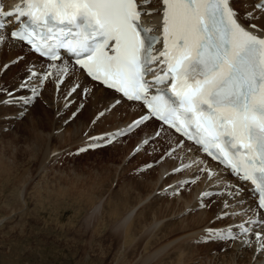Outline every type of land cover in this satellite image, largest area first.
Here are the masks:
<instances>
[{
	"label": "snow or ice",
	"instance_id": "snow-or-ice-1",
	"mask_svg": "<svg viewBox=\"0 0 264 264\" xmlns=\"http://www.w3.org/2000/svg\"><path fill=\"white\" fill-rule=\"evenodd\" d=\"M255 7L264 9V2ZM155 13L162 18L160 34L141 20ZM0 17H14L11 22L0 19V30L18 24L12 28L11 38L26 42L49 61L42 72L29 70L26 80L17 86L31 88L30 97L17 98L14 91L0 88V105L32 104L54 72L59 89L66 75L82 71L118 94L109 107L126 98L142 102L145 114L126 128L90 137L78 152L99 148L101 142L111 144L155 118L202 148L240 182H250L258 195L257 207L264 210V29L258 33L257 25L251 23L252 12L240 15L233 0H159L158 6L153 0H21L9 11L0 5ZM245 19L248 26L242 22ZM3 41L5 36L0 35ZM159 43L162 49L157 50ZM77 89L89 92L74 84L68 95ZM104 114L101 111L99 116ZM143 143L147 145L149 140ZM187 167L190 165L174 168L173 173ZM195 182V178L185 179L169 189L178 195ZM221 187L225 190L216 194L229 198L244 192L230 182ZM212 195V191H204L200 201ZM230 208L224 200L217 219L244 214ZM252 225H259L260 230ZM201 239L239 240L242 247L255 242L264 252V216L206 228Z\"/></svg>",
	"mask_w": 264,
	"mask_h": 264
},
{
	"label": "rangeland",
	"instance_id": "rangeland-1",
	"mask_svg": "<svg viewBox=\"0 0 264 264\" xmlns=\"http://www.w3.org/2000/svg\"><path fill=\"white\" fill-rule=\"evenodd\" d=\"M242 1L237 0V3ZM18 56H26L20 60L21 64L16 62ZM30 57L26 51L5 56L3 69L0 70V88L11 90L14 85L18 88L15 79H21L17 77L29 70L34 71L26 69L27 64L35 62ZM11 60L16 64L9 66ZM5 66H9L8 69ZM73 83L77 82L72 81L69 87ZM42 91L43 88L40 93L42 96L37 101L39 110H34L33 106L23 112L19 111L21 113L8 109L0 115V151L12 167L9 174L0 173V264H136L137 256L129 254L131 251L122 246V238L117 235L119 232H115L112 222L133 206L137 207L136 215L174 199L171 198L174 197L171 192L162 196L157 192L151 193L149 181L155 174L154 170L159 171V166L153 168V172L149 170L145 175L142 174L146 170L143 164L163 151L155 153L158 147L162 148V143H158L159 146L153 150H147L144 155L136 156L134 147L133 152L129 147L137 142L139 134L113 147L78 152V149L86 146L84 141L88 136L105 131H97V126L93 125L102 117L99 113L103 111V106L90 123L85 119L73 122L69 114L74 106L76 109L79 107L80 102L71 106V102L69 104L65 98L67 92L59 95L60 91L54 82L47 83ZM66 105L70 107L66 109L67 112L64 110ZM42 107L48 111L56 107L58 111L55 117L61 119L53 123L51 131L39 128L45 139L36 141L37 132L30 131L29 126L39 118L47 120L45 114L39 113ZM71 123L72 129H82L80 135H83L80 138L69 129ZM46 141L49 144V155L41 163L42 150L36 157L32 147L34 143L39 146ZM187 188L184 193L191 191L192 186ZM208 202L209 205H216L218 199ZM197 214L198 209L191 208V211L182 214L177 220L173 218L170 221L181 220L187 223ZM159 226L160 223L157 228ZM198 244L195 247L199 249L195 253L199 256L189 264H214L215 256L220 263L223 260L229 263L225 253L235 248L233 245L227 247L225 244L228 243L212 246L208 253L214 256L211 258L203 254L205 248ZM137 248L141 252L142 247L137 245Z\"/></svg>",
	"mask_w": 264,
	"mask_h": 264
},
{
	"label": "bare ground",
	"instance_id": "bare-ground-1",
	"mask_svg": "<svg viewBox=\"0 0 264 264\" xmlns=\"http://www.w3.org/2000/svg\"><path fill=\"white\" fill-rule=\"evenodd\" d=\"M235 1H236L235 8L239 10L240 15L243 16L246 12H252L253 19L251 20V23H256L258 25V28H257L258 32L261 29H264V11L257 9L255 7V2L253 0H243L242 2H238V3H237V0ZM243 22L246 25H248L247 19H245ZM1 33L2 32H0V34ZM25 48L26 47L21 42L12 40L8 36H6L5 41L0 42V70L2 71L3 69V62H5L4 58L6 55L8 54L14 55L17 52H19L21 49H25ZM33 56L36 57L35 55ZM36 58L40 60L38 57ZM59 63L60 61L57 62V64ZM34 71L37 72L36 69ZM27 75L28 73H25V74L23 73V75L21 74L17 77L21 79L16 80L15 79L16 76L14 79L15 81H17V84L19 85L22 81L26 80ZM82 75L83 74L81 71H76L72 73L70 77L66 75L64 77V83L60 84L59 86V91H60L59 95L61 94L64 95L65 92H67L65 94V98L68 99L67 101L74 100V105L78 102L82 104L81 103L83 102L82 98L77 97V94L79 93L80 89H78V91H76L75 93L68 95L69 90L74 85V83L73 85H71V87H69V85L72 81H75L78 84H80L83 88L86 87L89 90V92L87 93V97L85 99V103H86V105H84L85 109L83 112H80L79 115L78 114L72 115L73 116L72 120L73 122H76L81 119H85L90 123L91 119L94 118L95 115L101 111V107L103 106V108H105L106 105H108V103L112 100L114 96V92L101 87L100 85L96 84L95 82L91 80H88L86 77ZM49 82L50 83L54 82V86L57 87L55 72L53 73V77L47 81V83ZM11 90L14 91L17 97L25 96V94H28V93L32 95L31 91L25 93V91L23 92L22 89L16 88L15 85L11 88ZM3 98H6V97H3ZM63 103L65 102L63 101ZM36 104L34 105V110H39V105L38 104L36 105ZM80 104H79V107H80ZM8 109L10 111L13 109L17 113H21L22 111H24L23 105L21 102L15 105H7V106L0 105V115L3 114L2 111L3 112L9 111ZM75 109L76 108L74 106L72 110H75ZM40 110L42 111H39V113L45 114V117L47 118V120L45 121L39 118L36 123H33L32 125L29 126L30 131L34 133L37 132L38 137L36 141L40 139H45L42 137V133L41 131H39L40 130L39 128H43L44 130L47 129L51 131L53 128V123L61 119V117L59 116L55 117L56 116L55 114L58 111L56 110V107H54V110L51 109V111H48L46 108H43V107L40 108ZM141 112L142 110L140 109L139 104L134 103V102H129V101H123L121 105L117 106L111 113H108V114L106 113L105 114L106 116L104 115L102 117H99V119L93 125L97 126L98 128L97 131L104 130V129L105 131H111L112 129L117 128L131 121ZM154 123H155L154 121L148 123L141 131L143 130L148 131L150 128L153 127ZM72 126H73V123H71V125L69 126V129H72ZM43 129L42 131H44ZM72 131L74 132V135L77 137L83 135V134L80 135V133L82 132V129L76 128V129H72ZM145 131L143 132L145 133ZM137 133H140V131ZM131 136L132 135H130L129 137ZM178 140L179 138L174 132H172L169 129H165L163 130L159 138H157L154 141L149 142V145L147 147H142L141 152L138 153V155L137 154L135 155L136 156L144 155V153L147 152V150L149 149L153 150L152 148H155L157 143L169 142L171 143V146H174L176 145ZM115 144H112V145L114 146ZM132 146H134V144L130 145V147L129 146L127 147L132 149ZM32 148L33 150H35L34 156L36 155L39 156L40 154H37V153L42 150L43 154L40 155L41 157L40 159H42L41 163L45 162V160L47 159L49 155V150H48L49 144L47 143V141L45 144L39 145V146H38V143H34V146ZM188 149H190L189 152H188ZM130 151L133 152L132 150ZM167 151L168 150H164V152H167ZM127 154H129V151ZM160 155L161 153L158 156ZM181 155L183 156V161L189 162V161L196 160L195 166L191 168H185L184 171L181 173H173L172 172V170L174 169L173 165L177 164V162L181 158ZM149 162L151 161H148L146 163H149ZM205 162H207L206 158L202 157L201 154L197 153V151L192 146L186 144L185 146L179 148L175 153L171 154L170 157L165 160V162L158 165L159 171L154 170L155 174L152 175L153 177L149 181V184L152 186L151 193L157 192L160 194V196H162L164 194H167V192L168 193L171 192V190L164 191L165 186H167L168 188H169V185L175 186L178 182L182 181L183 174H185L186 177L195 176L199 174L196 172L200 171L199 169L202 168ZM209 165H210V168H207V169H209L210 172H204L200 180L193 183V185L191 184L192 186L191 191L184 193L188 189L186 188L183 191H180L179 195H174V197H171V198H174L171 200V202H166V203L164 202L161 205H157V207L154 209H150L146 211L145 213L142 212L143 214L140 213V214L135 215L137 207L133 206L127 210L128 212L126 211L124 214L118 217L114 222H112V225L114 226V228H116L115 232H119L118 234L117 233L116 234L119 235L120 239L122 238L121 240L123 242L122 246L128 251H131L129 254L134 255V257L137 256L138 260L136 264H189V262H191L192 260L194 261V259H197L198 254L196 253L198 250L196 249H199V247L196 248L195 246L197 244V240H200L201 237H203L206 228H209V227L213 228V227H218V226H222L226 224H231L240 218L242 219L249 218L250 215L253 214L255 210L250 209L253 206V200L248 191H246V193H243L238 198H229L223 195H220V196L213 195L209 199L211 200V202H214L215 200L218 199V203L216 205L215 204L209 205L210 202H208L209 200H206V198L202 202L200 201L202 192L213 190V189H216V190L224 189L221 187V185L224 183L230 182L234 186L245 188V186H242L240 182L233 180V178H231L227 173H225V171H223L224 172L223 180H221L220 177L218 178L219 173L217 176L216 174L212 175V172L214 173L219 168L213 163L212 164L209 163ZM153 168H156V167H153ZM11 169H12L11 165L8 162H6V160L4 159L3 153L0 151V173L9 174ZM163 170L166 171L165 175L161 174ZM146 171H149V170H146ZM146 171L144 172L142 171V174L145 175ZM225 175L228 178H226ZM180 199L181 201H179ZM224 200H228L229 203L231 204V208L229 209V211L242 212L244 214L235 215V216H232L226 219H217V214L220 212L221 205ZM201 203L206 204L208 206L203 207L201 206ZM241 206L243 207L240 208ZM191 208L192 209L197 208L199 211V214H197V216L194 219H191L190 221H186L187 223H185V221L181 222V220L175 221V222L170 221V219H173V218L177 220V218H179L182 214H185L186 212L191 211ZM159 223H160V226L157 228ZM154 228H157V229L154 230ZM252 239L254 241V237H252ZM209 243H206L207 245H203V243L198 244L200 245V247L205 248V251L203 254H206L207 256H210L208 253L210 252V248L212 246L214 247L221 243L229 244L231 242H209ZM137 245L139 247H142L141 252L138 251ZM232 245L235 248H233V250H230L231 248H227V250H230V251H227V253H225V255L228 256L226 261L229 260L230 262L225 263L223 260V262L220 263L219 262L220 260L219 259L217 260V256L215 257L210 256L211 258L212 257L215 258L216 262L214 261L215 262L214 264H235V262L236 264H264V252H261L257 248V245L255 244V242L252 243L251 247H247V246L242 247L239 240L232 242Z\"/></svg>",
	"mask_w": 264,
	"mask_h": 264
}]
</instances>
